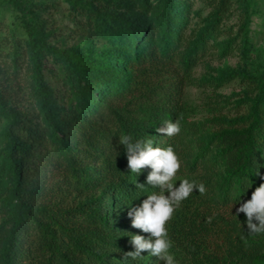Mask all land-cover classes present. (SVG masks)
<instances>
[{"label":"trees","instance_id":"1","mask_svg":"<svg viewBox=\"0 0 264 264\" xmlns=\"http://www.w3.org/2000/svg\"><path fill=\"white\" fill-rule=\"evenodd\" d=\"M0 1L15 9L21 2ZM64 1L70 7L90 4L89 0ZM207 1L214 17L197 38L190 40L176 31L173 21H167L160 47L147 44L117 68L83 50L64 49V83L76 100L61 111L73 118L67 138L59 133L39 70L44 35L35 21L23 19L32 90L52 143L41 162L52 164L57 177L47 193H35L19 185L14 157L1 158L0 264H164L148 251L135 259L125 256L135 250L132 235L150 238L132 227L128 213L159 188L146 183L150 168L139 174L128 168L126 149L119 143L124 135L133 142L151 140L154 147L172 146L181 164L173 183L179 186L187 179L204 185L203 193L194 189L180 202L166 224L176 264H264V232L251 233L245 214L234 211L264 183V76L256 79L243 69H232L247 89L242 96L244 108L230 115L192 120L182 101V81L204 52L207 39L203 37L218 34L229 5V0ZM240 23L242 29L244 21ZM143 30L142 24H136L132 34L140 37ZM239 45L246 46L244 36ZM122 73H126L123 80ZM111 77L122 80V85L103 93L94 108L81 113L82 98L101 92ZM9 116L13 126L17 116ZM177 120V135L157 132L166 121ZM209 123L213 128L202 141L199 130ZM7 132L10 149L24 150L26 144Z\"/></svg>","mask_w":264,"mask_h":264},{"label":"rangeland","instance_id":"2","mask_svg":"<svg viewBox=\"0 0 264 264\" xmlns=\"http://www.w3.org/2000/svg\"><path fill=\"white\" fill-rule=\"evenodd\" d=\"M89 1L87 6L70 7L64 0H21L18 9L0 1V161L5 154L13 156L19 185L35 193H47L56 181L57 172L52 164L41 162L52 143L32 90L30 64L23 45V19L35 21L44 35L45 53L39 70L59 133L67 138L71 132L67 125L73 118L61 115V111L76 100L68 94L64 83V49L83 50L117 68L128 63L147 44L160 47L167 21H173L177 32L193 40L214 17L213 6L207 0ZM241 21H244L242 29L238 28ZM136 24L144 27L140 37L132 34ZM118 25L122 27L120 31L116 29ZM219 29L216 36L203 37L207 39L204 52L182 81V101L192 120L209 121L214 114L230 115L244 108L242 96L247 83L234 75V69H243L256 79L264 76V0H229ZM243 36L244 48L239 45ZM171 65L174 67V63ZM125 76L122 73V80ZM122 80L111 77L101 92L87 93L80 101V112H89L103 98V93L113 87L117 89ZM10 113L17 116L13 126ZM212 128L209 123L199 130L202 141ZM8 130L13 139L26 144L24 150L10 149ZM217 166L219 169V161Z\"/></svg>","mask_w":264,"mask_h":264},{"label":"clouds","instance_id":"3","mask_svg":"<svg viewBox=\"0 0 264 264\" xmlns=\"http://www.w3.org/2000/svg\"><path fill=\"white\" fill-rule=\"evenodd\" d=\"M164 125L158 128L157 132L169 137L180 132L178 120L166 121ZM119 143L126 149L130 171L139 174L141 169L150 168L146 183L159 188V192L148 195L138 207L129 211L132 227L149 233L150 238L132 235L130 243L135 250L125 253V256L135 259L141 256L142 252L148 251L152 256L164 261V264H176L173 254L169 251L172 244L168 238L166 224L171 219L175 207L187 199L194 189L203 193L204 185L197 186L187 179L180 181L178 187L173 184L181 164L172 146L154 147L151 140L133 142L128 135L122 136ZM236 212L245 214L247 229L251 233L264 232V183L255 188L251 198L241 203Z\"/></svg>","mask_w":264,"mask_h":264}]
</instances>
